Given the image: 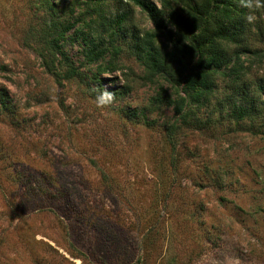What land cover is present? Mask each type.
Segmentation results:
<instances>
[{"label":"rangeland","instance_id":"1","mask_svg":"<svg viewBox=\"0 0 264 264\" xmlns=\"http://www.w3.org/2000/svg\"><path fill=\"white\" fill-rule=\"evenodd\" d=\"M71 1L0 0V264H264V105L232 115L245 106L237 86L255 97L264 83V6L252 0L243 19L259 58L243 61L236 86L219 75L188 124L157 103L168 84L132 54L131 32L153 31L145 14L81 0L101 20L128 13L117 55L88 65L77 35L90 16H64ZM46 3L76 21L64 47L81 80L64 77L58 56L56 75L44 65L56 19ZM123 86L111 104L91 96Z\"/></svg>","mask_w":264,"mask_h":264},{"label":"trees","instance_id":"2","mask_svg":"<svg viewBox=\"0 0 264 264\" xmlns=\"http://www.w3.org/2000/svg\"><path fill=\"white\" fill-rule=\"evenodd\" d=\"M85 1L87 5L95 7L107 0ZM125 1L145 14L153 26L152 32H146L142 36L131 32L130 39L134 42L132 54L142 63L151 79L161 78L168 84L170 93L164 91L163 94H158L157 103L172 107L183 123L190 124L198 119L195 115L213 93L214 80L219 75L229 78L236 86L244 74L243 61L251 55L258 58L260 56L259 51L253 50L244 40L243 19L248 11V7L244 6L245 0H163L162 8H158L150 0ZM46 5L47 11L56 19L53 18L48 27L51 33L45 39V53L41 54L44 65L49 73L56 75L53 67L58 56V63L62 62L66 67L64 77L81 80L82 73L74 67L64 47L66 33L75 27L76 21L72 23L71 20L61 18L58 22L57 12L51 4ZM81 5V0H72L64 8L63 14L73 20L71 17L74 10L79 9L81 16H90L86 24L88 33L77 35L78 38H86V64L102 62L108 54L117 55L118 46L115 44L125 36L124 25L128 13L120 12L111 20L105 21L94 10L83 9ZM94 18L100 22L94 31L97 35L91 41L87 40V36L90 35ZM256 34L257 37H262L264 32L258 28ZM159 41L164 45L159 44ZM111 63H106L99 70L102 73L113 71L116 66ZM237 88L246 107L234 108L232 115L242 120L252 114L257 105H264V83L256 85L259 93L255 97L250 96L244 85ZM101 91L103 89L93 91L91 96L97 99ZM127 91V86H123L115 92H109L114 97H122ZM0 104L7 108L3 100Z\"/></svg>","mask_w":264,"mask_h":264},{"label":"clouds","instance_id":"3","mask_svg":"<svg viewBox=\"0 0 264 264\" xmlns=\"http://www.w3.org/2000/svg\"><path fill=\"white\" fill-rule=\"evenodd\" d=\"M244 6L248 7V8H252L253 7L252 6V0H245ZM262 6H264V0H255V7L256 8H260ZM253 19H254V17L252 15L247 16V20L249 22H251ZM113 99H114L113 93H111L107 90H103L97 96V106L99 107V106L111 104Z\"/></svg>","mask_w":264,"mask_h":264}]
</instances>
